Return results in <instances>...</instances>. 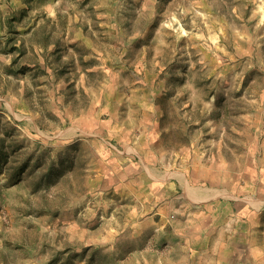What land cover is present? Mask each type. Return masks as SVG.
Returning <instances> with one entry per match:
<instances>
[{
  "label": "rangeland",
  "instance_id": "374dc122",
  "mask_svg": "<svg viewBox=\"0 0 264 264\" xmlns=\"http://www.w3.org/2000/svg\"><path fill=\"white\" fill-rule=\"evenodd\" d=\"M3 152L0 264H173L170 176L264 264V0H0Z\"/></svg>",
  "mask_w": 264,
  "mask_h": 264
},
{
  "label": "crops",
  "instance_id": "0c3cea01",
  "mask_svg": "<svg viewBox=\"0 0 264 264\" xmlns=\"http://www.w3.org/2000/svg\"><path fill=\"white\" fill-rule=\"evenodd\" d=\"M177 159L178 157L175 156L174 162ZM161 183L155 190L157 203L150 211L151 216L149 214L145 217L146 228L153 229V236L158 242L166 243L173 249L175 242H179V246L176 248L181 253L175 255L173 264H242L240 254H233L230 245H227L233 243L231 240H228L227 243H225L226 240H222L221 248L218 251L215 243L211 244V239L219 230L216 221L211 225L215 220V217L211 220V212L216 214L219 207L213 202L215 199L211 198L215 194L206 190L204 194L199 192L192 195L186 187L181 186L174 176L165 178ZM211 200L213 201L211 202ZM215 214L213 215L215 216ZM206 220H209L208 224L205 223ZM192 228H194L195 242L202 241L201 243L204 245L190 255L186 251H188V244L191 242Z\"/></svg>",
  "mask_w": 264,
  "mask_h": 264
},
{
  "label": "trees",
  "instance_id": "16d2710c",
  "mask_svg": "<svg viewBox=\"0 0 264 264\" xmlns=\"http://www.w3.org/2000/svg\"><path fill=\"white\" fill-rule=\"evenodd\" d=\"M3 143H4V141L1 140V144H3ZM2 148H3V147H2ZM2 151H4V150L2 149ZM4 153H5V152L2 153V155L0 156V158H1V157H4V156L6 155V153H5V154H4Z\"/></svg>",
  "mask_w": 264,
  "mask_h": 264
}]
</instances>
